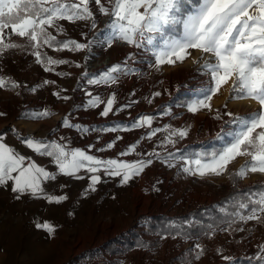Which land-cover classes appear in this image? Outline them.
Wrapping results in <instances>:
<instances>
[{
	"label": "rangeland",
	"instance_id": "374dc122",
	"mask_svg": "<svg viewBox=\"0 0 264 264\" xmlns=\"http://www.w3.org/2000/svg\"><path fill=\"white\" fill-rule=\"evenodd\" d=\"M93 8L95 10L94 4ZM109 22V16L96 11L95 29L89 26V21H60L65 29L63 33L55 28L49 31L58 41L71 39L87 43L94 36L102 40L107 34L106 25ZM7 31L10 32V29ZM10 42L22 47L0 54V77L19 85L0 88V112L5 113L0 116V134L4 136V143L49 172L57 171L52 157L36 153L22 142V137L56 141L65 145L66 149L80 148L103 160L133 162L151 158L153 163L127 184H121L120 177L104 175L101 169V182L95 185V191L89 188L88 177L91 174L84 169L79 173L83 179L58 173L55 180L43 182V188L49 196H67L60 203H50L43 195L23 194L17 199L19 194L11 190V182L0 186V264H234L225 261L224 256L236 258L235 264H249L244 258L253 256L259 250L258 246L264 244V222L233 223L231 228L223 224L191 238L155 233L149 236L152 238L150 245L136 246L113 257L77 259L88 249L103 250L106 242L133 227L142 230L143 216L180 214L216 200L221 193L218 184L226 181L231 172L235 173L249 159L238 157L228 165L227 172L219 176L188 174L182 171V161L171 160L175 165L172 167L164 162L169 153L189 156L221 148L213 133L219 127H235L226 123L230 118L225 113L243 116L259 108L255 101L230 98L229 84L224 91L228 101L219 108L223 119H216V112L207 119L200 111H188L186 103L196 97V90L209 85V76L200 71V64L209 59L207 55L201 58L202 54L193 49L190 50L191 57L183 63L167 68L165 64L157 69L152 52L116 41L111 47L106 43L93 44L90 50L81 51H57L58 45L52 48L44 45L36 50L54 59L68 61L52 65L54 70L46 71V61L37 63L27 38L12 35ZM130 53L135 55L134 61L127 59ZM196 59L200 60V64L193 63ZM99 60L106 62L93 71L91 64ZM126 60L128 66L135 69L132 74L121 76L116 83L87 84L92 75L98 76L112 65L124 64ZM85 72L88 77L83 75ZM45 81L55 83L46 84ZM156 92L161 94L154 96ZM54 93H59V96ZM88 93L105 101L115 94L114 109L122 110L101 116L104 105L87 107ZM64 96L69 99H63ZM129 104L130 107H124ZM45 109L52 114L40 119L25 115ZM166 111L169 114L165 115ZM206 112L210 111L206 109ZM143 116L153 117L151 126L133 128L132 124ZM65 117L71 123L97 130L83 133L66 127L63 123ZM207 121L208 127L205 124ZM168 125L171 129L187 128V136L182 139L172 137L175 144H162L169 135V130H165ZM113 127H118V131H98ZM154 128L161 131L149 139V132ZM206 141H210L209 147L200 148ZM112 142H115L114 146L107 148V144ZM133 144L136 145L134 152L120 155ZM153 150L160 154V158L148 155ZM194 176L211 183L196 182L192 180ZM237 178L241 185L264 183V174L259 172ZM43 222L51 223L55 232L49 234L36 226ZM226 228L228 230L224 231ZM141 233L148 236L143 231ZM155 238L157 240L153 242ZM4 242L7 245L5 248L2 246ZM197 244L203 249L199 259L195 258L200 251L196 248ZM172 251L187 252L181 261L170 262ZM253 264L256 262L253 261Z\"/></svg>",
	"mask_w": 264,
	"mask_h": 264
},
{
	"label": "snow or ice",
	"instance_id": "6c2138e0",
	"mask_svg": "<svg viewBox=\"0 0 264 264\" xmlns=\"http://www.w3.org/2000/svg\"><path fill=\"white\" fill-rule=\"evenodd\" d=\"M96 11L110 17V22L106 25L107 34L102 40L94 36L87 43L71 39L58 41L49 31L50 28H55L57 32L63 33L65 29L60 21H89V26L95 29ZM9 29L10 32L7 31ZM12 35L27 38L34 49L33 55L37 58V63L43 64L46 61V71H53L52 65L65 64L68 61L54 59L36 50L44 45L49 48L58 45L57 51H81L90 50L93 44L106 43L111 47L115 41H120L152 52L157 69L165 64L183 63L191 57L190 50H198L202 54L201 58L207 55L209 59H205L202 64L199 59L193 60V63L200 64V71L209 76L210 82L208 86L197 89L196 98L186 103L189 112L196 113L204 109L213 111L210 101L224 85L229 84L230 98L255 101L259 108L243 116L233 112L225 113L230 118L226 123L235 127L228 131L222 128L221 132L217 133V139L228 138L221 148L210 153H194L189 156H174L169 153V158L164 162L172 167L175 165L171 160L182 161V171L188 174L219 176L227 172L228 165L238 157H248L249 159L233 174L234 177L244 178L249 173L257 172L264 174V0H0V54L8 49L22 47L10 42ZM127 59L134 61L135 55L130 53ZM134 71L126 60L124 64L112 65L98 76L92 75L87 79V84L116 83L121 76L130 75ZM83 75L89 76L87 72ZM6 86L15 88L19 85L0 77V88ZM160 94L156 92L154 96ZM54 95L59 96V93ZM88 95L90 99L87 107L104 105L101 116L106 117L110 112L122 110L114 109L115 94L106 101L100 96H93L91 93ZM62 98L69 99L67 96ZM215 112L216 119H223L219 109ZM51 114L48 109L25 113L35 119ZM164 114L169 113L166 111ZM4 115L5 113L0 112V116ZM152 121L153 117L143 116L133 123L132 127H150ZM63 123L66 127L76 128L83 133L97 130L71 123L68 117L63 119ZM165 130H169V135L162 144H175L176 141L172 137L182 139L188 134L187 128L171 129L170 125L165 126ZM98 131L115 132L118 127ZM159 131V128L151 129L148 138L155 136ZM21 139L36 153L52 157L57 171L49 172L35 161L19 154L3 142L4 136L0 134V186L11 182V190L19 194L17 199L23 194L34 197L43 195L50 203H60L66 200L67 196H49L43 188V182L55 180L58 173L83 179L79 173L84 169L91 174L88 177L89 188L95 191V185L101 182V169L104 175L120 177V183L127 184L153 163L151 158L133 162L103 160L80 148L66 149L65 145L56 141L49 142L31 136ZM114 143H108L106 147L112 148ZM135 150L136 145L133 144L120 155L126 156ZM148 155L160 158V154L155 150ZM26 161L28 162L25 163ZM234 206L237 210L231 215L235 219L226 221L228 228L237 220L264 222V185L255 192L245 193L244 197L234 202ZM242 210H246L247 214ZM220 211L227 214L226 208H221ZM184 224L191 226L193 221H169L162 231L168 234L175 231L176 235L187 236ZM36 226L47 230L49 234L55 232L54 226L49 222L38 223ZM196 248L200 249L195 257L199 259L203 249L199 244ZM258 249L253 256L244 258L249 264H253V261L256 264H264V244L259 245ZM223 259L234 264L236 262L234 257L224 256Z\"/></svg>",
	"mask_w": 264,
	"mask_h": 264
},
{
	"label": "trees",
	"instance_id": "16d2710c",
	"mask_svg": "<svg viewBox=\"0 0 264 264\" xmlns=\"http://www.w3.org/2000/svg\"><path fill=\"white\" fill-rule=\"evenodd\" d=\"M234 174V173H233ZM230 174V177L223 182L218 184L220 194L218 198L210 203L199 205L195 208H192L186 212L180 214H168V213H159L154 216H143L141 220L142 230L139 228H131L128 231L122 233L121 235L111 239L110 241L104 244L103 250L99 249H88L80 254L77 259H95L100 256L109 255L111 257L116 254L123 253L129 249H132L136 246H146L152 244V236L157 233L159 235L168 234L167 232L162 231L163 227L169 221H177L183 223L184 221H193L191 226L184 224V231L187 233L185 235H179L185 238L199 237L203 234H206L214 227L227 224L226 221L235 219L231 213L235 212L237 209L234 206L236 200L244 197L245 193H251L257 191L264 183L255 182L252 184L241 185L237 177ZM192 180L196 182L211 183L210 180H201L197 177H192ZM221 208L227 209V214L220 211ZM235 209V210H234ZM233 210V211H232ZM247 213L246 210H242ZM242 221L237 220L236 223ZM212 227L209 228L208 226ZM146 233L148 236H143L141 232ZM173 235L176 234L175 231H172ZM156 238L153 239V242H156ZM185 252H174L172 251L170 256V262L181 261ZM172 254V257H171ZM168 256V257H169Z\"/></svg>",
	"mask_w": 264,
	"mask_h": 264
},
{
	"label": "crops",
	"instance_id": "0c3cea01",
	"mask_svg": "<svg viewBox=\"0 0 264 264\" xmlns=\"http://www.w3.org/2000/svg\"><path fill=\"white\" fill-rule=\"evenodd\" d=\"M170 66H173V65H168V64H167L165 67L167 68V67H170ZM228 86H229V85H225V86H223L222 89H221V91H220L219 93H217L216 95L213 96L212 100L210 101L213 111L206 112V109H204V110H200V113H203L202 116H204V118L209 119L210 116H211L213 113H215V110H216V109H219L223 103H226V101H228V100L225 98L226 95H225V93H224V91H226V89L228 88ZM194 98H196V97L194 96ZM194 98H193V99H194ZM201 120H202V119H201ZM199 123H200V122H199ZM205 124H207V127H208V125H209L208 121H207V123H205ZM231 129H232L231 127H228V128H225L224 130H225V131H228V130H231ZM220 132H221V128L219 127V128L217 129V131H215V132L213 133V136H215L214 138L217 139V133H220ZM227 139H228V138L225 137L224 140H220V139H218V141H219V143L223 146V144L226 142ZM209 142H210V141H206V142H204V144H202V145L200 146V148L209 147V146H208V145H209ZM213 145H214V144H213ZM212 147H213V146H212ZM214 147H215V146H214ZM205 149H207V148H205ZM204 176H207V175H204ZM2 246H3V248L7 247V245L5 244V242H4V244H3ZM4 259H7V256H6V255H4Z\"/></svg>",
	"mask_w": 264,
	"mask_h": 264
},
{
	"label": "bare ground",
	"instance_id": "6f19581e",
	"mask_svg": "<svg viewBox=\"0 0 264 264\" xmlns=\"http://www.w3.org/2000/svg\"><path fill=\"white\" fill-rule=\"evenodd\" d=\"M94 64H95V66L93 68L98 69V68L102 67L104 63L102 61V62H95Z\"/></svg>",
	"mask_w": 264,
	"mask_h": 264
},
{
	"label": "built area",
	"instance_id": "2783aa9c",
	"mask_svg": "<svg viewBox=\"0 0 264 264\" xmlns=\"http://www.w3.org/2000/svg\"><path fill=\"white\" fill-rule=\"evenodd\" d=\"M116 43L126 44V43H123V42H120V41H116ZM96 62H102V61L99 60V61H96ZM104 62H106V61H104ZM104 62H103V63H104ZM94 63H95V62H94ZM94 63L91 64V69H92L93 71L95 70V68H93V67L95 66ZM104 64H105V63H104ZM104 64H103V65H104Z\"/></svg>",
	"mask_w": 264,
	"mask_h": 264
}]
</instances>
